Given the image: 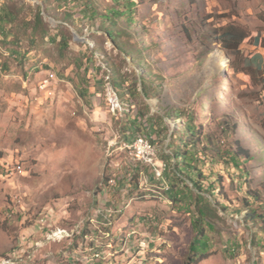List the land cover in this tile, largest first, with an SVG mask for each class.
I'll use <instances>...</instances> for the list:
<instances>
[{"label": "rangeland", "instance_id": "374dc122", "mask_svg": "<svg viewBox=\"0 0 264 264\" xmlns=\"http://www.w3.org/2000/svg\"><path fill=\"white\" fill-rule=\"evenodd\" d=\"M229 25L264 37V0H0V264H185L195 221L198 264H264V47ZM188 120L198 187L130 159Z\"/></svg>", "mask_w": 264, "mask_h": 264}, {"label": "trees", "instance_id": "16d2710c", "mask_svg": "<svg viewBox=\"0 0 264 264\" xmlns=\"http://www.w3.org/2000/svg\"><path fill=\"white\" fill-rule=\"evenodd\" d=\"M218 39L219 41L224 45V47L231 49L235 53L238 52L239 46L242 43H247L248 38L253 37V42L256 43L259 46L264 47V37L256 34L255 36H250L248 32L240 27V26H234V25H229V26H222L218 28ZM246 41V42H245ZM252 42V43H253ZM251 44V43H249ZM135 119V120H134ZM133 119V123L136 125V120H139L138 117ZM145 122L149 123L151 125V128H157L151 119L146 117L144 120ZM154 125V126H153ZM138 130H140L139 127H137ZM148 128V127H147ZM144 126L145 131L147 129ZM184 133L183 138L179 139L181 141L180 144L175 141L176 135L175 133H178L180 128L177 130H174L172 133V138L170 139L167 148H169L170 154H165L163 153L160 155L162 157V160L167 162L169 160L174 161L172 163V166L170 168L171 170V176H174V173L180 177H187L188 180L193 184V186L198 187L197 180L198 176H201L200 172L196 169L194 166V163L197 160L199 149H197V145L200 143L199 137H198V132L196 130V126L191 123L190 120L188 122L184 123ZM134 134V133H133ZM187 135L188 137L186 138ZM136 136H146L145 133L138 134ZM135 136V137H136ZM153 142V141H152ZM128 144V143H127ZM154 144V143H153ZM155 145V144H154ZM236 151H231L228 155L231 157V164L233 165H238V159L239 157L243 156L245 160L251 159L249 155V151L241 148L239 145L236 147ZM165 152V151H164ZM201 152V151H200ZM233 152V153H232ZM186 169V170H184ZM188 171V172H185ZM198 174V176H196ZM174 185V184H173ZM198 199H201L200 196H198ZM198 212H199V218L203 219L207 216V208L198 206ZM251 212L252 214H250ZM247 215H249L250 219H252L253 222H255L257 219H261L262 223V230H264V217L260 216V214H256V211L253 212V210H249L247 212ZM201 221V220H200ZM195 230V236L193 240L190 243L189 246V253L187 260L185 261V264H198L201 260L205 259L208 255V240L207 237L204 233V228L201 225L195 221L194 226Z\"/></svg>", "mask_w": 264, "mask_h": 264}, {"label": "built area", "instance_id": "2783aa9c", "mask_svg": "<svg viewBox=\"0 0 264 264\" xmlns=\"http://www.w3.org/2000/svg\"><path fill=\"white\" fill-rule=\"evenodd\" d=\"M51 78H54V74H50L49 78H46L40 83L41 88L46 87L47 82H49ZM151 143L153 142L149 137L142 136V142L136 143V147L134 148L136 150V157L130 158V159L134 161V163L137 164V161H139V159L152 155L151 154ZM148 168H150L153 178L156 181H159L163 184H167L166 179H165V173H166L167 167L165 163H159V165L150 166ZM4 171L6 175H9V176L11 175V170H4ZM22 173H23V170L21 174ZM113 185H114V180H113ZM97 212L101 213V210H98ZM91 248H92L91 246H86V250L84 252H90ZM94 260L100 261V259H87V262H92Z\"/></svg>", "mask_w": 264, "mask_h": 264}, {"label": "bare ground", "instance_id": "6f19581e", "mask_svg": "<svg viewBox=\"0 0 264 264\" xmlns=\"http://www.w3.org/2000/svg\"><path fill=\"white\" fill-rule=\"evenodd\" d=\"M138 142H142V136H136L133 139V141H131L130 143L125 145V148L129 151L128 155H130V158L136 157V150L134 148L136 147V143H138ZM151 154L152 155H149L148 157H143V158L139 159V161H137V163H140V164L147 166V167L159 165V163H165L166 167L168 166L167 162L160 159V157L158 155V149L153 143H151Z\"/></svg>", "mask_w": 264, "mask_h": 264}, {"label": "crops", "instance_id": "0c3cea01", "mask_svg": "<svg viewBox=\"0 0 264 264\" xmlns=\"http://www.w3.org/2000/svg\"><path fill=\"white\" fill-rule=\"evenodd\" d=\"M87 114V113H86ZM88 115V114H87ZM148 127V126H147ZM147 129H150V127H148ZM146 135H148V137L151 139L152 138V133H151V131H149ZM168 142H169V140H168ZM167 145H168V143L166 144V147H167ZM135 165V164H134ZM138 165V164H137ZM108 188H104L103 189V191L104 192H106V194H104V197L105 196H108V201H113V199H111L112 197H109V196H112V195H110L109 194V192H110V189H108ZM102 197V196H101ZM106 198V197H105ZM106 201V199H102V198H99V203L101 204L102 202H105ZM81 264H86V263H84V262H80Z\"/></svg>", "mask_w": 264, "mask_h": 264}]
</instances>
